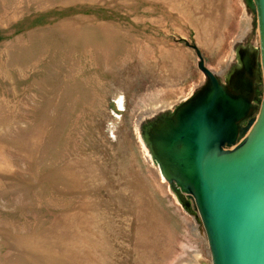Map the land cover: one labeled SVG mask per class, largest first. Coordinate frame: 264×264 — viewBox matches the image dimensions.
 <instances>
[{"label":"rangeland","instance_id":"rangeland-1","mask_svg":"<svg viewBox=\"0 0 264 264\" xmlns=\"http://www.w3.org/2000/svg\"><path fill=\"white\" fill-rule=\"evenodd\" d=\"M185 41L222 79L254 0H0V264H211L145 137L206 82Z\"/></svg>","mask_w":264,"mask_h":264},{"label":"water","instance_id":"water-1","mask_svg":"<svg viewBox=\"0 0 264 264\" xmlns=\"http://www.w3.org/2000/svg\"><path fill=\"white\" fill-rule=\"evenodd\" d=\"M254 3L259 49L239 51L221 79L185 41L206 82L145 130L164 178L194 200L211 264H264V90L251 118L257 55L264 85V0Z\"/></svg>","mask_w":264,"mask_h":264},{"label":"bare ground","instance_id":"bare-ground-1","mask_svg":"<svg viewBox=\"0 0 264 264\" xmlns=\"http://www.w3.org/2000/svg\"><path fill=\"white\" fill-rule=\"evenodd\" d=\"M156 167H157V169L159 170V166H158V164H156ZM174 193L176 194V196H177V198H178V200L180 201V202H184V196L186 195L187 196V194L186 193H184V192H182L178 187H175V191H174ZM177 194H179V195H177ZM179 196L181 197L180 199H179ZM188 197H190L189 195H188ZM187 206V205H186Z\"/></svg>","mask_w":264,"mask_h":264}]
</instances>
